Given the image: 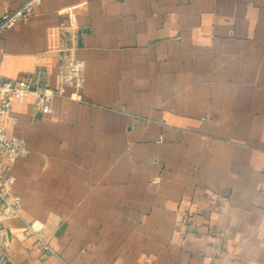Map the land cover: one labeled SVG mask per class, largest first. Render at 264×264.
<instances>
[{
    "label": "crops",
    "instance_id": "0c3cea01",
    "mask_svg": "<svg viewBox=\"0 0 264 264\" xmlns=\"http://www.w3.org/2000/svg\"><path fill=\"white\" fill-rule=\"evenodd\" d=\"M70 56L82 100L4 118L24 217L69 264H264V0H44L0 37L5 77ZM6 224L15 260L64 264Z\"/></svg>",
    "mask_w": 264,
    "mask_h": 264
},
{
    "label": "built area",
    "instance_id": "2783aa9c",
    "mask_svg": "<svg viewBox=\"0 0 264 264\" xmlns=\"http://www.w3.org/2000/svg\"><path fill=\"white\" fill-rule=\"evenodd\" d=\"M44 0H23L16 7L7 10L0 17V37L5 30L22 19L32 15ZM85 83V62L70 56L62 64L57 84L43 78V70H38L29 78H9L0 73V264H23L11 254L13 234L7 226L10 219L23 222V239L33 238L37 247L48 254L60 257L64 264L68 261L52 246L44 231V225L29 221L23 215V198L15 191L16 177L13 165L28 153V143L22 136L9 132L4 124L17 101H25L29 95L36 97V104L42 114L52 112V102L56 97L82 100L79 94ZM73 90L72 94L69 91Z\"/></svg>",
    "mask_w": 264,
    "mask_h": 264
}]
</instances>
